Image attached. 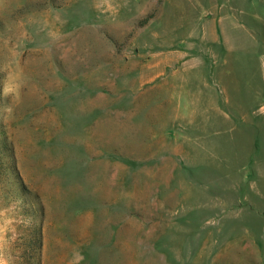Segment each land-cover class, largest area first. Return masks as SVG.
Here are the masks:
<instances>
[{
	"label": "rangeland",
	"instance_id": "obj_1",
	"mask_svg": "<svg viewBox=\"0 0 264 264\" xmlns=\"http://www.w3.org/2000/svg\"><path fill=\"white\" fill-rule=\"evenodd\" d=\"M3 139L42 264H264V0H0Z\"/></svg>",
	"mask_w": 264,
	"mask_h": 264
},
{
	"label": "trees",
	"instance_id": "obj_2",
	"mask_svg": "<svg viewBox=\"0 0 264 264\" xmlns=\"http://www.w3.org/2000/svg\"><path fill=\"white\" fill-rule=\"evenodd\" d=\"M2 145L8 156L10 157L11 164L7 166L9 170L8 177L12 178L11 192L7 194V198L11 201H18L19 214L23 216L18 224L20 235L17 237L14 243V251L17 256L16 264H42L41 263V248L43 243V230L42 223L40 221V216L38 211L39 206H37L34 201L28 202L27 194L30 192L25 188L21 180L20 173L16 168L14 162L13 149L6 144V140L3 139ZM2 149V148H1ZM0 149V153L2 150ZM4 163L0 160V166ZM18 183L19 187L14 184ZM24 219V220H23Z\"/></svg>",
	"mask_w": 264,
	"mask_h": 264
}]
</instances>
